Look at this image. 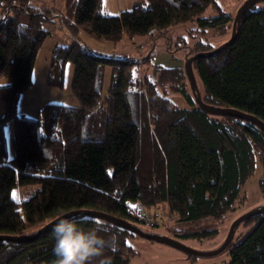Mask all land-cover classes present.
Masks as SVG:
<instances>
[{"label":"trees","instance_id":"obj_1","mask_svg":"<svg viewBox=\"0 0 264 264\" xmlns=\"http://www.w3.org/2000/svg\"><path fill=\"white\" fill-rule=\"evenodd\" d=\"M31 1L0 0V80L11 81L0 86V99L6 102L0 119V235H34L63 214L80 210L140 227L136 204L161 214L152 209L166 203L176 219L166 226V236L184 243L203 241L216 236L215 225L247 203L244 189L257 163L263 167L259 186L264 194L261 129L203 111L184 68L159 67L152 75L143 72L142 80L139 60L101 57L78 40L84 31L119 43L124 34L146 35L193 20L225 32L233 18L217 9L215 0H141L119 15L106 14L103 0H67L61 14L36 9ZM210 6L218 15L204 17ZM254 6L243 16L233 45L197 59L193 68L206 104L264 122V9ZM49 23H59L74 41L54 48L47 83L62 89L66 65L73 63L72 93L78 105L48 103L36 118L19 115V98L32 85ZM108 67L111 83L104 95ZM172 95L182 96L188 107L175 103ZM8 121L14 123L12 158L3 130ZM18 187L30 191L13 198ZM72 218L86 228L110 226L101 233L109 246L90 264H131L134 251L128 238L134 233L91 216ZM254 220V229L226 249L228 264H264V213L243 224ZM53 247L52 230L30 242L0 241V264H54Z\"/></svg>","mask_w":264,"mask_h":264},{"label":"rangeland","instance_id":"obj_2","mask_svg":"<svg viewBox=\"0 0 264 264\" xmlns=\"http://www.w3.org/2000/svg\"><path fill=\"white\" fill-rule=\"evenodd\" d=\"M246 1L248 0H215V3L217 9L219 8L221 11L230 14L234 20L238 10ZM140 2L141 0H103V6L106 14L119 15L122 11L130 10ZM146 2H148V0H146ZM66 4L67 0L31 1V6L36 9L53 8L59 14L66 12ZM217 9L216 7L210 6L203 16L207 18L214 17L218 15ZM262 9H264V2H258L253 8V10ZM232 25L231 28H227L225 32H222L217 28H203L196 20H193L170 26L165 30H154L146 35L131 36L124 34L123 39L119 43L108 42L105 39L84 31L78 35V40L101 57L139 60V64H137L136 67L140 68L141 79L143 80V72L152 75L154 70L159 67L184 68L187 58L198 53L207 52L208 46L213 47V49L218 48L230 39L232 35ZM46 27L53 32H57V36L64 41L67 40L66 38L72 40V35L67 33L59 23H49ZM72 41H70L71 44L73 43ZM201 45L205 47L203 48ZM150 56L151 58L147 60ZM198 80L200 87H202L200 77ZM59 94L68 97L72 96V99L70 102L64 100L62 102L58 97H51L50 103L68 106L78 105V101L73 94L69 95L66 94V92L63 93L60 91ZM171 98L178 105L188 107L182 96L172 95ZM10 151H13L12 147H9V153L12 155L13 153ZM262 175V164L257 163V168L253 177L248 180L245 185L244 191L247 197V203L238 210L231 212L224 220L215 225L218 228V234L216 236L203 241L189 240L186 241L185 244L200 252H210L221 247L233 223L243 214L264 204V194L261 192L259 186ZM38 189H40V187H37V190ZM23 190V188L18 187L14 191V193H16L15 198H19ZM25 191L30 190L26 189L24 192ZM152 211H160L166 220L169 217L166 203H162L158 208H153ZM172 218V221H168L166 225L160 227L151 228L138 225L146 232L167 235L166 226L172 225L176 221L174 217ZM256 224L257 221L254 220L251 223L242 224L236 229L233 240L234 244L240 243L254 229ZM37 228L38 227L31 228L30 231L34 232ZM128 245L134 251V255L131 256V264H228L230 262V255L226 250L217 256L190 259L187 254L178 249L160 242L145 239L136 234L129 236Z\"/></svg>","mask_w":264,"mask_h":264},{"label":"water","instance_id":"obj_3","mask_svg":"<svg viewBox=\"0 0 264 264\" xmlns=\"http://www.w3.org/2000/svg\"><path fill=\"white\" fill-rule=\"evenodd\" d=\"M258 2H264V0H248V1H246L241 6V8L238 10L236 17L233 20L232 35H231L230 39L228 41H226L225 43H223L218 48H215V49L208 51V52H205V53H198L196 55H193V56L187 58L185 65H184V71H185L186 77L189 81L191 91H192L193 95L195 96V100H196L198 106L203 111H205L208 114H212V115L229 116V117L242 119V120H245L247 122H251L264 132V122L261 121L260 119H258L257 117L251 115V114H248V113H245V112L233 109V108H222V107L212 106V105L206 104L202 100L201 93H200L199 86H198V82H197V78H196V74H195V71L193 68V63L197 59L204 58V57H211L215 54H218V53L224 51L225 49H227L231 45H233V43L237 39V32L240 28L243 16L252 6L257 4ZM263 213H264V204L253 209V210H251V211H249V212H247V213H245V214H243L242 216H240L231 226L230 231L228 233V236H227L225 242L222 244V246L219 247L218 249H216L214 251H210V252L197 251V250L189 247L184 242L175 240L169 236L159 235V234H155V233H149V232L143 231L140 227H138V226H136V225H134L128 221H125L123 219L111 216V215L103 213V212L88 211V210L72 211V212H68L66 214H63L62 216L54 219L49 224H47L46 226L41 228L34 235H28V236L0 235V241H13V242H18V243L30 242V241L38 239L39 237H41L45 233L51 231L53 228V225L58 220H60L62 218L73 217L75 215H80V216H91L94 218L106 220L112 224H115V225H117L123 229H126V230H128V231H130V232H132V233H134L140 237H143L145 239L169 245L175 249H178V250L184 252L185 254H187L188 256H191V257H213V256H217V255L221 254L222 252H224L228 248V246L232 243V241L234 239L236 229H238L245 221H247V220H249L255 216H259Z\"/></svg>","mask_w":264,"mask_h":264},{"label":"crops","instance_id":"obj_4","mask_svg":"<svg viewBox=\"0 0 264 264\" xmlns=\"http://www.w3.org/2000/svg\"><path fill=\"white\" fill-rule=\"evenodd\" d=\"M49 32H50V35L45 40V43L39 50L36 61H35L33 75H32V85L27 91L23 92L19 98V103H18V114L19 115L36 118L40 114L41 109L46 104L50 103L51 97H55V98L58 97L60 100H62V102L63 100L70 102V100L72 99V96L68 97V96H65V95L62 96L59 94V91L63 93L66 92V94H69V95L73 94L72 93V82H73L74 75H75V66L72 63H68L66 65L65 75H64V86L62 89L50 87L47 83V80H48V73H49V67H50V59H51V55H52L54 48L57 45L68 46L71 44L70 41L74 40V38L72 36V40H70L69 38H66L67 40L64 41L63 39L57 36V32H53L51 30H49ZM111 74H112V69L110 67L106 68L105 74H104V87H103L104 95L108 92V89L110 87ZM10 82L11 81L9 79H1L0 86L10 84ZM5 112H6V102L0 99V119L5 115ZM3 130H4L5 138L7 141L8 152H9V147L10 148L12 147V150H13V151H10L13 153L12 155L9 153V156L12 158L14 155V146H13L14 123L12 121L6 122L3 125Z\"/></svg>","mask_w":264,"mask_h":264},{"label":"clouds","instance_id":"obj_5","mask_svg":"<svg viewBox=\"0 0 264 264\" xmlns=\"http://www.w3.org/2000/svg\"><path fill=\"white\" fill-rule=\"evenodd\" d=\"M110 230L109 225L100 224L91 228L72 217L58 220L52 228L54 238V264H90L93 258L102 256L109 242L101 235ZM111 247L115 248L114 240ZM110 264V261H101Z\"/></svg>","mask_w":264,"mask_h":264},{"label":"built area","instance_id":"obj_6","mask_svg":"<svg viewBox=\"0 0 264 264\" xmlns=\"http://www.w3.org/2000/svg\"><path fill=\"white\" fill-rule=\"evenodd\" d=\"M136 208L138 210V215H136V220L141 222L146 227H160L162 225H166L168 221H172V216L168 215V219L166 220L163 214L159 213H147V211H142V207L140 204H136Z\"/></svg>","mask_w":264,"mask_h":264},{"label":"snow or ice","instance_id":"obj_7","mask_svg":"<svg viewBox=\"0 0 264 264\" xmlns=\"http://www.w3.org/2000/svg\"><path fill=\"white\" fill-rule=\"evenodd\" d=\"M16 197V193H13V198H15Z\"/></svg>","mask_w":264,"mask_h":264}]
</instances>
